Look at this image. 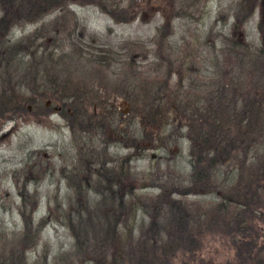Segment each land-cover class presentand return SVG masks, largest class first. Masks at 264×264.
Returning <instances> with one entry per match:
<instances>
[{"label":"trees","instance_id":"16d2710c","mask_svg":"<svg viewBox=\"0 0 264 264\" xmlns=\"http://www.w3.org/2000/svg\"><path fill=\"white\" fill-rule=\"evenodd\" d=\"M9 1L19 15L8 13L11 25L3 32L9 33L15 26H26L16 22L21 19L24 24L42 23L43 26L29 38H23L20 44L8 46L9 53L4 63H0V83L4 78L3 66H14L17 77L20 68L26 69L33 79L27 87L32 101H56L73 128L83 134L95 131L99 135L100 131L108 130L107 119H103L105 123L99 120L89 108L98 105L100 99L85 85H74L67 67L74 61L79 68L95 65L110 70L117 66L124 78L121 93L133 113L127 134L136 137L138 129H142L143 134L148 127L156 131L166 147L179 145L183 140L190 143L192 174L185 178L178 172L174 177V172L171 178L168 164L169 175L164 173L160 179L166 177L168 183L175 182L174 186L179 188H184L185 183H190L191 189L201 185L204 189L201 196H225L220 202H205L208 212L201 216L199 225L205 223L209 228L228 230L240 259L260 255L261 249L250 232L252 223L260 217L258 210L264 201V48L245 51L238 43H233V49L239 51L223 50L221 55H209L202 60L205 69L197 70L195 62L189 66L190 58L176 56L171 35L164 32L170 28L168 22L164 31L160 29V34L150 41L157 44L160 39L159 54L154 55V49L133 41H128L123 53L118 55L113 50L98 52L86 46L93 35L68 8L74 2L97 6L117 23H123L130 19L131 8L124 6L126 0ZM250 1L252 14L258 0ZM55 13L58 14L56 27L47 28L44 20ZM7 18H1L0 22ZM72 23L73 29L70 28ZM44 27L52 35L44 36ZM30 41L37 42L26 51ZM215 50L214 43L210 51ZM40 68L45 74L39 79ZM177 73L182 77L175 90L173 81ZM189 73L196 74L201 83L184 85L187 77L184 74ZM245 81L253 83L251 91L230 98L229 88L240 82L237 89L242 90ZM22 88L20 86L19 91ZM24 105L22 99L0 97V117L10 112L18 115ZM41 109L48 110L46 102L41 104ZM176 115L182 116L186 124L176 126ZM100 148L101 145L91 143V160L82 157L79 161L82 167H76L81 173L77 192L83 196H76L80 200L76 202L74 197H69L64 203L59 196L49 199V206L53 201L56 212L62 213L60 218H55L50 208L48 216L36 222L34 216L41 203L40 196L37 191L30 192L27 184L21 189L16 181L24 228L3 240L4 260L0 264H199L195 254L203 245L198 238L205 236L202 227L197 229L198 234L194 233L193 225L179 210L181 207L170 203L157 211V219L146 223L143 214L147 215L149 208L144 195L138 194L137 185L147 180L148 175L134 171L132 155L117 159L110 156L108 148H104L101 155ZM175 193L197 195L193 190L180 193L176 189L161 196ZM228 218L231 225L226 223ZM52 222L61 223L69 230L74 241L72 249L59 253L52 261L49 249L30 262L27 254L37 250L42 232Z\"/></svg>","mask_w":264,"mask_h":264},{"label":"rangeland","instance_id":"374dc122","mask_svg":"<svg viewBox=\"0 0 264 264\" xmlns=\"http://www.w3.org/2000/svg\"><path fill=\"white\" fill-rule=\"evenodd\" d=\"M203 1L207 2L192 6V3L189 5L190 2L185 3V0H126L124 6L131 8L128 15L130 19L123 23H117L93 5L83 6L74 2L68 10L93 35L86 46L98 52L113 50L118 55L123 53L128 41H133L146 44L147 48L154 49V55L159 54L160 39L157 44H151L150 41L160 34L159 30H163L168 22L172 24V30L170 24V28L163 31L171 35L170 42L174 44V50H177L176 56L190 58L189 66L195 62L197 70L205 69L202 60L209 55H221L223 50L239 51L233 49L235 46L233 43H238L245 51L264 48L262 33L264 0H258L252 14L250 0ZM12 4L9 0H0V19L7 18L10 12L19 15L17 9L13 10ZM244 14L246 19H242ZM57 15L55 13L44 20L47 28L56 27ZM11 21L8 17L4 22H0V63H4L9 53L8 46L20 44L23 38H29L43 26L42 23L24 24V20L21 19L16 22L26 26H15L9 33L3 32L6 28L9 29ZM73 27L74 24H70V28ZM48 30L44 27L42 34L52 35ZM47 40L48 38L43 40V44L46 45ZM36 42H27L25 50L28 51L30 45L33 46ZM214 43L216 50L211 52ZM3 69L5 75L1 74L4 78L0 83V97L19 98L25 105L18 115L10 112L11 114L5 113L0 117V254L5 250L3 240L24 228L23 217L19 212L22 200L16 183H19L21 189L27 184L30 192L37 191L40 196L41 203L34 216L36 222L46 218L50 208L53 215L55 214L54 217L60 218L62 213L56 212L53 201L52 206H49V199L59 196L60 201L67 203L69 197H74L77 202L79 198L76 199V196H83L77 192L78 175L81 174L77 168L82 167L79 162L82 157L91 160L89 148L91 143H95L102 146L98 149L101 155L104 148L110 150L109 154L113 158L132 155L134 171L148 175L147 180L137 185L138 194L144 195V202L149 208V213L143 214L146 223L157 219L159 216L157 211L164 207L165 203H170L174 207H181L179 210H182L187 222L193 225L194 233L198 234L197 229L202 227L205 236L198 238L203 245L195 254L199 264H264V201L258 210L260 217L252 223L253 231L250 232L258 249H261L260 255L251 257L247 255L240 259L233 243V235H230L228 230L209 228L205 223L199 225L201 216L208 212L205 202H220L219 200L225 196H201L200 194L204 192L201 185L191 189L190 183H185L184 188H179L174 186L175 182L168 183L166 177L160 179L161 175L167 174L168 164L171 178L174 172V177L178 172L183 173L185 178L192 174L190 143L183 140L179 145L172 144L166 147L156 131L148 127L143 134L142 129H138L136 137L127 134L133 113L129 101L121 93L124 78L119 74L117 66L110 70L95 65L79 68L74 61L67 67L74 85H85L92 91L94 97L100 99V105L96 104L94 108H89L91 113L95 112L99 120L107 119L108 130L100 131L99 135L95 131L83 134L77 128H73L71 120L67 119L56 101H32L27 87L31 85L33 79L26 69L20 68L18 77L14 66H3ZM40 70L39 79L45 74L41 68ZM184 76H187L184 82L186 86L201 83L196 74L189 73ZM181 77V73L175 75L173 81L175 90ZM238 83L240 86V82ZM20 86L23 88L19 91ZM238 86L229 88L230 98L251 91L254 85L250 81H245L242 82V90L237 89ZM259 94L262 96L263 92ZM45 102L48 110L43 112L41 104ZM174 119L176 126L186 124L182 116L176 115ZM138 121H141V118ZM141 126L143 127V124ZM176 189H179L180 193H190L193 190L197 195L183 196L175 193L169 197L161 196L164 192ZM91 196L95 195L91 193ZM65 207L67 208V205ZM226 223L231 225L232 221L228 218ZM73 244L69 230L61 223L52 222L42 232L37 250L29 252L27 258L32 262L38 255L50 249L52 261L59 253L71 250ZM3 253L0 255V261L4 260Z\"/></svg>","mask_w":264,"mask_h":264},{"label":"flooded vegetation","instance_id":"af4514ba","mask_svg":"<svg viewBox=\"0 0 264 264\" xmlns=\"http://www.w3.org/2000/svg\"><path fill=\"white\" fill-rule=\"evenodd\" d=\"M187 2L189 3V5L192 3V6H195V5H197V4H201V3H205V2H207V1H203L202 2V0H187ZM257 7V6H256ZM256 7H255V9H256ZM255 9H254V11H253V13L255 12ZM247 17H246V14H244V16L242 17V19H246Z\"/></svg>","mask_w":264,"mask_h":264},{"label":"water","instance_id":"95a60500","mask_svg":"<svg viewBox=\"0 0 264 264\" xmlns=\"http://www.w3.org/2000/svg\"><path fill=\"white\" fill-rule=\"evenodd\" d=\"M50 104V102H48V105Z\"/></svg>","mask_w":264,"mask_h":264}]
</instances>
